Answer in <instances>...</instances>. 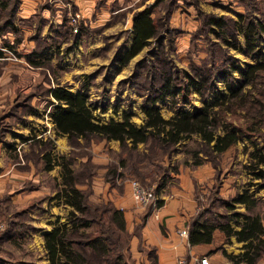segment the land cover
<instances>
[{
	"label": "trees",
	"instance_id": "obj_1",
	"mask_svg": "<svg viewBox=\"0 0 264 264\" xmlns=\"http://www.w3.org/2000/svg\"><path fill=\"white\" fill-rule=\"evenodd\" d=\"M163 1L157 0L154 4L133 12L132 44L117 58L121 64H126L151 42H158L156 49L150 53H155L157 63H163L164 67L159 72L154 71V75L157 74L160 80L155 84L150 83L148 99L140 105L145 113L143 124H134L131 120L132 114L128 111L122 112L121 121L111 118L101 122L93 113L87 81L78 91L56 84L48 89V93L49 114L56 125L57 136H67L70 143L82 140L84 145L95 139L107 142L118 140L120 157L110 164L104 174L105 181L110 183L117 176L122 179L125 177L124 169L129 168L128 161L130 162L126 152L137 150L139 144L145 145V149L139 154L153 163L159 158H170L181 142L195 141L196 147L187 148L186 152L192 153L193 164L199 165L204 159L215 160L216 155L245 140L249 144L245 146V168L250 178L259 180L258 185L264 188V10L258 8L257 13L253 3L248 2L244 4L245 11L238 13L236 18L200 10L201 29L198 31L212 34L215 41L211 45L217 47L220 53H215L213 49L206 62L202 60L199 64H192L190 71L175 72L167 64L162 44L163 37L171 30L165 16L170 11L166 10L159 17L152 16V9ZM14 2L0 0V36L10 31L16 34L18 32L14 23ZM240 35L243 37V44L240 42ZM18 41L19 39L13 43L4 42L0 47V75L6 63L5 49H14ZM231 49L241 51L250 59L241 62L238 57L229 54ZM160 54L162 55L159 56ZM150 67L157 71L160 68L152 62ZM236 72L238 77L235 76ZM215 77L223 79L225 89L217 91ZM235 79L239 84L233 83ZM193 92L204 98L203 104L195 110L190 111L182 105H175L176 111L169 118L161 114L160 101L171 97L174 104L179 100L189 103L190 94ZM208 94H213V97L205 100ZM40 141L41 139H37V142ZM49 146L50 143L44 144L45 148ZM43 159L46 170L55 165L61 166V178L55 197L71 207L65 222H57L44 235L50 264H91L93 257L102 259L109 254L111 245L121 249V244L118 247L120 241L115 237V232L125 229L123 210L114 207L112 203L91 202L88 191L78 187V183H81L78 182L79 176L77 179L70 159L64 155L48 150ZM184 162L189 164L187 159ZM132 168L135 169L133 166ZM172 170L176 171L177 168L173 166ZM133 175L140 176L136 171ZM162 184L163 182L157 184L153 191L154 196ZM159 203L158 201L157 205ZM236 204L244 205L245 210L237 211ZM224 205L230 213H221L215 217L216 222L205 223L200 220L204 213H214L210 208L196 213L188 226L191 243L211 242L213 231L219 228L227 239L235 236L238 241L243 242L242 253L227 256L240 264H255L264 256V202L245 189L237 192L230 201H225ZM147 213L142 216V222ZM95 225L101 229L93 234L92 227ZM121 257L118 255L117 260ZM108 261L109 264H116Z\"/></svg>",
	"mask_w": 264,
	"mask_h": 264
},
{
	"label": "rangeland",
	"instance_id": "obj_2",
	"mask_svg": "<svg viewBox=\"0 0 264 264\" xmlns=\"http://www.w3.org/2000/svg\"><path fill=\"white\" fill-rule=\"evenodd\" d=\"M106 1L107 0H97L96 3L106 6ZM128 2H131V0H122L124 4ZM245 2L253 3L257 13L258 8L264 10V0H164L157 7L152 9L153 17L164 15L166 10L170 11V13L165 16H167V25L171 30L163 37L162 44L164 46L163 51L167 58V64L172 67V70L175 72L190 71L192 64H199L202 60L206 62L209 53L213 49H215V53H220L217 47L211 45V42L215 41L213 35L205 34L202 31L199 33L198 31L201 29L200 10L206 13H214L217 15L225 14L236 18L239 13L237 11V9L239 10L238 7H244ZM147 5L148 4H146V6ZM13 11L15 25L25 24L26 20H22L21 17L18 18V15L15 13V4H13ZM128 11L129 9L121 11L119 14L115 15L112 21L117 20L126 22L127 18H129L127 15ZM244 11L245 8L243 12ZM129 12L130 15H132L134 10L130 9ZM75 13H77L75 10L63 13L66 23H69L70 15ZM71 31L73 34L77 33L73 32L72 28ZM128 31L129 30H126L124 26H121L119 30L108 31L106 38L110 36V42L105 43L104 50H102L100 54L104 62L98 66L92 63L93 66L90 68L88 62L80 61L82 53L77 55L75 57L78 58L77 62H79V65L83 67L84 70H89L88 74L84 77L83 75L79 76V74L74 76V72H72L66 80L67 84H64L65 86L71 87L72 90H75L85 84L86 81L88 82V96L91 107L96 119L101 122H106L111 118L118 119L121 117L123 111L131 113V119L135 123L141 122L142 116H145V113L140 109V105L148 99L151 92L150 83L155 84L160 80L157 74L154 75V71L159 72L164 67L163 63L160 65L157 63V56H154L155 53H150V51L156 49L155 47L158 46V42H151V44L143 48L126 64H121L118 59L117 61L114 59L112 63V58L119 48L116 42L126 40ZM16 38L18 39V36H16L15 39ZM117 38L118 40L115 41ZM239 39L241 42L243 39L241 35ZM4 42L9 41L8 39H3V43ZM8 50L11 53H5L8 57L10 56L12 58L7 59V56H5L4 62L8 63V66H15L17 64L20 66L21 62L19 61L22 54L15 49ZM123 51L124 50L121 49L120 53ZM229 54L238 57L241 62L250 59L239 50L231 49ZM161 55L162 54L159 56ZM13 56L17 57V60L13 59ZM83 59L85 60V58ZM149 61L160 67L158 71L156 68L153 69V67H150ZM25 68L28 69L27 66H25ZM46 69L47 70L43 71V74L39 72L40 76H37L36 80H34L36 78L34 75L37 70L33 68H29L28 72L24 70L23 79H25L26 84H22L21 81L20 86L24 88L22 90L19 89L17 92L12 93L10 90L6 89L7 84L3 86L5 90H0V142H2L0 144V150L2 151V155H0V165L12 169H17V167L21 169L22 167L26 169V171H29V176L26 178H16L22 179L20 186L15 185L16 188L14 190L10 188L9 193H3L0 199V213L3 216H11L6 220L1 218L2 221L5 222V231L7 229L11 231L17 228L26 231L31 230L33 229L31 220H36L35 223L38 225L36 226L33 224V227L40 228L46 221L47 216L51 218L55 215L57 218L56 222H60L59 220L62 222V220L66 219L70 207L58 199L52 198L56 195L60 183L58 167L52 170L44 169L43 157L48 150L57 155H64L66 158L70 159L71 166L74 169L77 179L79 176L80 180H78V182L81 181V183H78V187L88 191L89 200L91 202H108L112 203L116 208L118 207L112 199H110L111 196L108 194V192H111L110 190L113 186L118 187L121 186L119 184H123V182L128 183L130 180H138L156 189L157 184L169 180V174L173 166L177 169L182 166L195 168L204 163L211 165V172L205 171V178L195 186L197 212L204 208H210L215 212V215L210 218L217 217L221 213L229 214L230 212L227 211L224 205L225 201H230L232 196L245 189H248L258 197L264 195V188L258 185V183H260L259 180L251 179L245 168V163L247 162L245 146L249 144L247 141L243 140L233 145L222 154L216 155L215 160L204 159L202 164L199 165H194L192 153L186 152L187 148L193 149L196 147L195 141L181 142L171 153L170 158H159L153 163L148 162L139 154L145 149V145L139 144L137 150H133L130 153L126 152L128 153L130 162L128 161L129 168L124 169L126 174L124 175L125 177L122 179L117 176L113 182L114 184L109 182V188L106 191V195L103 196V192L97 188L95 180L101 168L105 166L107 172V169L110 168V164L119 159V153L121 152L120 145L118 147V152H114L109 146L111 141H105L103 143L102 140L95 139L92 140L91 143L84 145L82 140L70 143L66 136H57L54 128L55 124L52 122L49 114L50 98L48 89L52 82L55 84L57 82L60 83V81H58L60 77L57 71L53 67H50L49 64H47ZM71 69H74V66H72ZM235 76L238 77L237 72ZM39 78H42L41 81L44 83H39ZM5 80H9V78H4L3 84L6 83ZM33 80L37 83H34ZM215 80L217 83V91L226 88L221 77H215ZM13 81H17V79ZM233 83L239 84L237 79L233 80ZM212 97L213 94H208L205 100H209ZM203 102L204 98L199 93L193 92L190 94L189 103H183L179 100L174 104L172 98L168 97L166 100L160 101L159 105L161 106V114L165 118H169L176 111L175 105H182L184 108L193 111L202 105ZM37 139H41V141L37 142ZM45 143H50V146L45 148ZM101 151L110 156V159L105 160L104 163L96 162V160L99 159H96V157H98L96 154L99 155L102 153ZM186 159L189 161V164H185L184 160ZM214 164H216V166ZM132 166L135 169H133ZM31 167L34 171L31 170ZM134 171L138 172L140 176L133 175ZM37 174L39 176L38 182L40 187V189H38V197H36V191L38 190L34 188L37 186V181L33 179ZM19 188L23 193L22 196H19V190H17ZM22 199H24V202ZM13 200L16 204L12 203ZM157 202L158 200L156 201V205ZM155 206L150 205L143 207L144 210L142 211L145 213H147V211L150 212ZM133 207L135 210H138L137 204ZM262 207H264V205H262ZM236 210L241 211L244 210V208L240 205H236ZM15 213L17 214L15 215ZM9 218H17V221H9ZM9 222H11V224H9ZM141 222L142 219L132 230H129V228L125 226L124 231H116L115 237L120 241L118 247L120 248L121 244V249L111 245L109 254L102 259L93 257L91 264H109L108 260L116 264H135L136 249L133 248L134 246H132V243L133 237L135 235L138 236L142 231ZM92 228L94 230L93 234L98 233L99 229H101L98 225ZM5 231L0 233V239L6 236L4 235L6 234ZM13 239L18 243L28 242L27 239L31 240L33 237L16 235ZM4 241L6 240L3 239L0 244ZM118 255L122 256L119 261L117 260Z\"/></svg>",
	"mask_w": 264,
	"mask_h": 264
},
{
	"label": "crops",
	"instance_id": "obj_3",
	"mask_svg": "<svg viewBox=\"0 0 264 264\" xmlns=\"http://www.w3.org/2000/svg\"><path fill=\"white\" fill-rule=\"evenodd\" d=\"M14 1L15 13L18 15V18L21 17L22 20H26V23L16 25L18 29L17 34L10 31L4 36H0V47L3 44V39H8L10 43H13L14 40L17 39H15L16 36H18L19 39L14 49L22 54H20V66L19 64L8 66V63H5L3 72L0 75V90H5L3 86L7 84L6 89L10 90L12 93L17 92L19 89H24L20 86V83L22 81V84H26L25 79H23L24 70L28 72L29 68L37 70L34 75L36 76L34 80H36L37 76H40L39 72L43 74V71L47 70V64H49V66L53 67L59 74L60 78L58 81H60V83L57 82L56 84L62 85L67 84L66 80L72 72H74V76L78 74L79 76H86L89 70H84V68L79 65V62H77L78 58L75 57L82 53L80 61L88 62L90 68H92L93 64L95 66L102 64L104 59L100 56L101 51L104 50L105 43L110 42V36L106 38L108 31L119 30L121 26H124L125 29L129 31L126 40L116 42L119 48L112 58V63L114 59L117 61V58L122 54V52L120 53L121 49L125 51L129 49L132 44L133 14L130 15V9L134 11L142 9L146 4L152 5L157 0H131V2L126 4L122 3V0H107L106 6L98 5V3H96L97 0ZM238 8L239 10L237 9V11L239 13L243 12V6H239ZM127 9H129L127 13L129 18H127L126 22L117 20L112 21L115 15ZM71 10L80 13L82 22L80 31L74 34L71 31L69 23H66L63 14ZM117 40L118 38L115 41ZM241 43L243 44V39ZM83 58H85V60ZM23 64L27 66L28 69H26ZM72 66H74V69H71ZM4 78H9V80H5V84H3ZM16 79L17 81H13ZM41 80L42 78H39L38 82H43ZM56 84L52 82L49 88ZM66 87L72 90L71 87ZM78 90H80V87L72 91ZM113 119L121 121L122 115L118 119ZM144 120L145 116L143 115L141 122H132L140 126L143 124ZM54 126L56 131V125ZM102 142L104 143L105 140H102ZM1 143L2 142H0V144ZM119 145L118 140H111L109 144L114 152H118ZM0 155H2L1 150ZM96 156H98L96 159L99 158L96 162L99 163H104L105 160L110 159V156L106 155L104 152L99 155L96 154ZM210 166L211 165L208 163H204L195 168L182 166L176 171L172 170L170 172L169 180L164 182L157 191L156 199L160 202V205H156L146 214V219L141 223V233L133 237L132 246L136 249L135 264H176L177 257L183 255L192 262L197 257L206 256L208 264H228V262L233 260L230 259L227 254L237 255L243 252V242L238 241L235 236H230L229 239H227L226 235L219 228L213 231V239L211 242L191 243L190 241L188 226L197 213L195 186L205 178V171L211 172ZM55 167H58L59 173H61V166L55 165L53 168ZM19 168L20 167L12 169L0 165V199L3 193H9L10 188L14 190L16 188L15 185L20 186L22 179L29 176V171H26V169L22 167L21 169ZM118 169L120 170L121 167ZM31 170L34 171L32 167ZM105 171L106 168L104 166L98 171L95 180L97 188L103 192V196L106 195V191L109 188V182L105 181L104 178ZM33 179L37 181V186L34 188L37 190L40 189L38 174L34 176ZM119 185L121 186H113L110 190L111 192H108V194L111 196L110 199H112L115 205L123 210L126 226L129 230H132L133 227L141 221L145 213L142 211L144 208L138 205V210H135L133 207L136 204L132 196L131 180L128 181V183L123 182V184ZM17 190H19V196H22L23 193L21 189L19 188ZM38 192L39 190L36 191V197L39 196ZM256 197L264 202V195ZM52 198L58 199L64 203L62 199L56 198L55 195ZM22 201L24 202V199H22ZM12 203L16 204L14 200ZM236 205L242 206L245 210L244 205ZM244 210L241 211L243 212ZM16 214L17 213H15V215ZM214 215L215 212L213 214L204 213L203 218L200 220L205 223L216 222L217 220H215V217L210 218ZM8 217L11 216H3L0 213L1 221V218L6 220ZM56 219L55 215L51 218L47 216L46 221L40 228L33 227V224L36 225V220H31L33 229L27 231L21 228L12 229L11 231L7 229L5 231V228L3 231H5L6 234L4 235L7 237L5 236L0 239V243L3 239L6 240L0 244V264H50L45 248L44 235L50 232L56 225ZM8 220L16 222L17 218H9ZM65 220H62V222H65ZM59 221L61 222V220ZM262 224L264 227V208H262ZM184 228L187 229V235H182L180 232V230ZM16 235L31 236L33 239H27L28 242L16 243L15 239H13ZM255 264H264V256Z\"/></svg>",
	"mask_w": 264,
	"mask_h": 264
},
{
	"label": "built area",
	"instance_id": "obj_4",
	"mask_svg": "<svg viewBox=\"0 0 264 264\" xmlns=\"http://www.w3.org/2000/svg\"><path fill=\"white\" fill-rule=\"evenodd\" d=\"M69 25L71 26L73 32H79L81 26V17L79 13L70 15ZM6 52L11 53L8 49H5ZM7 58H12L8 57ZM13 59L17 60V57L13 56ZM132 185V196L135 203L139 206L146 207L149 205H156V196L153 195L154 187L145 186L138 180H131ZM5 229V223L0 220V233ZM182 235H187V229L180 230ZM176 264H208V259L206 256L197 257L192 262L186 256L177 257ZM228 264H239L235 261H230Z\"/></svg>",
	"mask_w": 264,
	"mask_h": 264
}]
</instances>
